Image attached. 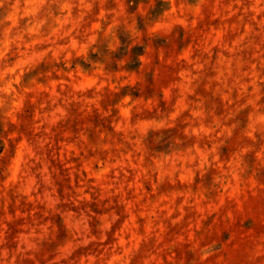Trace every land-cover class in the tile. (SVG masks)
Returning <instances> with one entry per match:
<instances>
[{"label":"clouds","instance_id":"clouds-1","mask_svg":"<svg viewBox=\"0 0 264 264\" xmlns=\"http://www.w3.org/2000/svg\"><path fill=\"white\" fill-rule=\"evenodd\" d=\"M262 177L264 0H0V264H264Z\"/></svg>","mask_w":264,"mask_h":264},{"label":"rangeland","instance_id":"rangeland-1","mask_svg":"<svg viewBox=\"0 0 264 264\" xmlns=\"http://www.w3.org/2000/svg\"><path fill=\"white\" fill-rule=\"evenodd\" d=\"M138 51H140V49H134V52H138ZM155 86V85H154ZM60 142V140H59V138L57 139V143H59ZM53 163H55V161H53ZM62 167V166H61ZM262 180H264V177H262L261 178ZM31 205H26L25 206V208L27 209V210H31ZM16 210L15 209H12V208H10L9 209V212L11 213V214H14V212H15ZM3 213L2 212H0V215H2ZM37 215H39V213H37ZM10 228H12V229H15L16 227H17V225H10L9 226ZM13 234H15L14 232H13ZM110 240H111V237H110ZM86 251L87 250H82L81 251V255H84L85 253H86ZM238 254H239V249H233L232 250V255L233 256H236V257H238Z\"/></svg>","mask_w":264,"mask_h":264}]
</instances>
